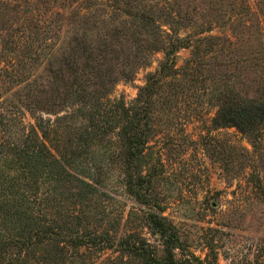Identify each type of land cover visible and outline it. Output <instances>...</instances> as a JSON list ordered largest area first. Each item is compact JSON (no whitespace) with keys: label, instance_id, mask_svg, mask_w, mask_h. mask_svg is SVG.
Masks as SVG:
<instances>
[{"label":"rangeland","instance_id":"1","mask_svg":"<svg viewBox=\"0 0 264 264\" xmlns=\"http://www.w3.org/2000/svg\"><path fill=\"white\" fill-rule=\"evenodd\" d=\"M206 34L221 38L200 46ZM179 38L185 44L176 67L203 76L199 82L186 74L182 94L166 97L169 106L153 116L146 160L160 174L151 195L165 203L184 252L218 264H264V140L253 145L250 138L264 135V126L244 133L221 125L208 92L225 74L242 95L263 83L264 0H0V136L18 142L42 115L60 123L62 135L78 137L91 113L68 95L72 81L130 102L164 61L163 47ZM229 58L235 63L225 65ZM114 138L110 132L96 141L100 149L89 147L91 177L103 194L98 209L157 244L142 218L146 205L126 190L123 154L109 145ZM110 253L94 264H137L103 261Z\"/></svg>","mask_w":264,"mask_h":264},{"label":"trees","instance_id":"2","mask_svg":"<svg viewBox=\"0 0 264 264\" xmlns=\"http://www.w3.org/2000/svg\"><path fill=\"white\" fill-rule=\"evenodd\" d=\"M167 35L169 32L162 30L159 40ZM220 38L206 34L197 40L205 46ZM183 39H177L170 48L163 47L164 61L147 75L130 102L96 96L85 83L72 81L68 95L83 106L88 104L91 113L78 137L62 135L60 123L42 115H34L35 123L18 142L0 136V264H94L95 258L108 250L111 253L103 261L130 258L137 264H218L215 259L203 260L184 252L177 225L164 214L165 203L151 195L152 182L160 174L157 164L146 160L151 147L149 136L156 130L153 116L169 106L170 102H164L166 97L182 94L187 75L193 81H202L199 68L176 67V51L185 44L181 43ZM192 42L189 37L187 44ZM235 61L229 58L225 65ZM259 61L264 67V58ZM223 76L208 87L220 124L235 125L244 133L263 127L264 81L252 95H242L231 77ZM168 82L171 85L165 89ZM110 132L115 137L109 141L110 148L114 146L111 152L123 154L118 162L126 178V190L146 205L142 218L157 244L150 242L140 228L123 230L122 222H115L106 207L98 209L103 194L91 177L95 167L90 164L89 147L100 149L96 141ZM250 138L255 145L264 140V135Z\"/></svg>","mask_w":264,"mask_h":264}]
</instances>
